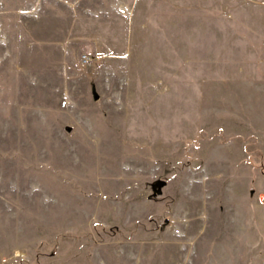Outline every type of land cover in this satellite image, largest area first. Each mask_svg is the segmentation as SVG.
Returning a JSON list of instances; mask_svg holds the SVG:
<instances>
[{
    "label": "rangeland",
    "instance_id": "374dc122",
    "mask_svg": "<svg viewBox=\"0 0 264 264\" xmlns=\"http://www.w3.org/2000/svg\"><path fill=\"white\" fill-rule=\"evenodd\" d=\"M0 264H264V0H0Z\"/></svg>",
    "mask_w": 264,
    "mask_h": 264
},
{
    "label": "water",
    "instance_id": "95a60500",
    "mask_svg": "<svg viewBox=\"0 0 264 264\" xmlns=\"http://www.w3.org/2000/svg\"><path fill=\"white\" fill-rule=\"evenodd\" d=\"M153 185H154L155 188L157 187V190L160 192L161 189H162V187H163L164 185H166V180H162V179H160V180H158L156 183H154Z\"/></svg>",
    "mask_w": 264,
    "mask_h": 264
}]
</instances>
